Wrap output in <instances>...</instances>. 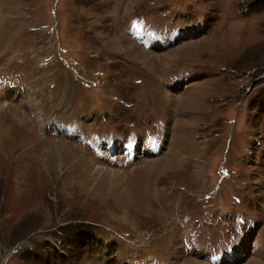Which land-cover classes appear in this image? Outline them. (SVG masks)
I'll use <instances>...</instances> for the list:
<instances>
[{"label": "rangeland", "instance_id": "rangeland-1", "mask_svg": "<svg viewBox=\"0 0 264 264\" xmlns=\"http://www.w3.org/2000/svg\"><path fill=\"white\" fill-rule=\"evenodd\" d=\"M251 263L264 0H0V264Z\"/></svg>", "mask_w": 264, "mask_h": 264}, {"label": "bare ground", "instance_id": "bare-ground-1", "mask_svg": "<svg viewBox=\"0 0 264 264\" xmlns=\"http://www.w3.org/2000/svg\"><path fill=\"white\" fill-rule=\"evenodd\" d=\"M147 40H149V41H151V39L150 38H148ZM4 42V41H3ZM153 45L155 46V47H162L163 45H164V42H157V41H155V42H153ZM143 55L145 56V54L143 53ZM149 60V59H148ZM159 62V64H162L163 65V63L164 64H166V62H164V60H161V58L159 59H157ZM148 62H151L150 60L148 61ZM153 65H155L154 64V62L152 63ZM15 117H16V115H15ZM16 119H17V122H23V124L25 125V120H22V118H20V117H16ZM26 126H27V124H26ZM3 135V134H2ZM53 149H55V152H57V153H59V154H56L54 151H52ZM78 151L75 149V148H72V147H69V146H67V145H65V144H61V143H59L58 142V145L57 146H54V145H52L51 144V146L49 147V148H46V150L43 152L44 154L46 153L48 156V161H49V166H50V164H51V162H53V161H55L56 159H58V161L57 162H60L61 163V165L64 167H66V165H67V163L68 162H72V161H74V158H75V156H76V153H77ZM79 153V152H78ZM43 154V155H44ZM67 155L69 156H73V159H72V161H70V159L69 160H67ZM42 157H44V156H42ZM51 158V159H50ZM172 160V159H171ZM65 163H66V165H65ZM77 165H79V162H78V164ZM84 166V165H83ZM85 167V166H84ZM76 168H78V166H76ZM84 169V168H83ZM91 168H89V170H90ZM77 169H75V171H76ZM85 170V172H84V175H85V177H87L86 179H88L89 180V182L91 181V179L89 178V177H91V178H95V174H97V173H94V172H92V174H91V176H88V172H90V171H87V169H84ZM93 170V169H92ZM102 172V171H101ZM69 175H72L73 176V170H71V172H69L68 173ZM110 174V173H109ZM108 174V175H109ZM117 174V173H116ZM108 175H107V177H106V175H103V177L105 176V178L104 179H108V180H110L111 178L113 179V177H112V175H111V177H108ZM110 176V175H109ZM116 179V178H115ZM88 180H86V182H85V184L86 183H88ZM94 180V179H93ZM96 180V179H95ZM252 264V263H251ZM254 264H257V263H254Z\"/></svg>", "mask_w": 264, "mask_h": 264}]
</instances>
